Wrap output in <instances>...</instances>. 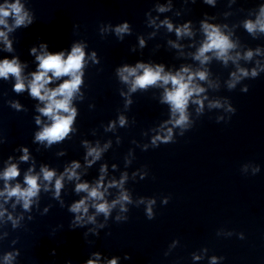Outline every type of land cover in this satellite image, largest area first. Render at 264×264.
Returning <instances> with one entry per match:
<instances>
[{"label":"clouds","instance_id":"clouds-1","mask_svg":"<svg viewBox=\"0 0 264 264\" xmlns=\"http://www.w3.org/2000/svg\"><path fill=\"white\" fill-rule=\"evenodd\" d=\"M206 3H211L212 0H205ZM23 6L20 5L19 0H16L15 4L9 5L7 7L0 6V25H5L6 21L3 17H8L10 14H15L16 16V25H22L25 20V16L21 15ZM261 14L264 15V7L261 8ZM259 24L260 30L264 31V23L257 22ZM169 29H171V25L169 24ZM245 27L249 32L254 31L257 27V24L252 22H247ZM127 25H124L122 28L118 29V31H125ZM187 29V25L185 26V30ZM180 29H177V34H180ZM205 32L207 34V41L200 48L196 58L200 59L203 57L202 62L208 59L205 56V53L216 50V54L218 57H224L225 53L228 49L232 48L233 45L229 42L228 38L222 35L218 29L212 28L211 31L208 30V27H205ZM3 32H0V36H4ZM143 43V42H142ZM35 51V49H33ZM249 57L252 55L251 52L247 54ZM83 59L84 52L80 46H74L72 48L71 53L68 57L64 58V53H56V54H46L42 56H37V60L39 61V70L33 73V79L29 85L30 94L33 97L38 98L41 101H48L46 106L40 111L45 115L52 119V124L43 129L42 132L37 134L36 139L40 141L47 140L49 144L55 141H60L64 139L67 134L71 130V125L73 123L74 117L76 115V111L74 108H70V101L73 97L74 92L78 89L81 84V68L83 67ZM138 68L143 69V74L138 76L132 86V90L135 91L137 87L144 88L148 85H154L157 81H163L165 85L171 83L173 86L171 90L165 89V101L169 102L173 106L174 112H179L180 117L176 121L177 124H183L187 117L184 115L185 108L188 103L189 97L193 95V92L202 91V89L198 88H190V82L193 77L191 75L188 76L187 82L185 81V77L181 72H177L176 75L165 74L161 75L163 72V67L160 65L156 66V69L153 70L151 67H146L143 64H138L134 68L124 67L120 70V75L123 80L127 81L128 76L124 75L127 72L129 75H135ZM51 72L54 77H62V76H70L71 79L63 82L59 87L54 90H49L45 86L51 82L52 77H49L48 73ZM182 72H188L187 68L182 69ZM21 69L20 65L17 63L15 59L12 61H8L5 59L0 62V77L7 78L9 74H12L17 78V83L14 86V90L16 92H21L25 89V85L20 76ZM245 75L247 73H244ZM200 79L205 78V74L203 72L198 73ZM255 75V71L253 72ZM43 91V94H42ZM61 97V98H57ZM60 112L68 113L67 116L60 115ZM39 123V120H37ZM123 123V120L121 121ZM27 150L25 149V152ZM95 149H92L89 152L91 155L95 152ZM98 156V153H97ZM22 159H27V156L22 157ZM78 164H75L74 167H78ZM45 180H51L54 172L47 170L46 168L42 169ZM74 174V173H73ZM19 175L18 169L15 165H12L4 172L3 176L5 180L14 178ZM25 183L28 185L26 189H21L19 185L15 188L8 189L6 185V191L8 196H17L22 198L25 203L24 207L27 208L29 204V200L31 197L35 196L38 191L37 177L35 176H26ZM61 187V183L59 180L56 182V188L59 190ZM87 184H80L77 186V191L79 190H87ZM3 193H0L2 195ZM100 193L93 189L90 192V196L92 197H100ZM122 199H128L127 196H123ZM84 204V201H80L78 204L73 206V211H79L81 206ZM108 205L100 204L97 207V210L100 212H104L107 214ZM87 211V208L84 209ZM150 211V209H149ZM151 218V217H150ZM215 259V258H213ZM89 264H94V262L89 261ZM110 264H116V260L113 259L110 261Z\"/></svg>","mask_w":264,"mask_h":264}]
</instances>
